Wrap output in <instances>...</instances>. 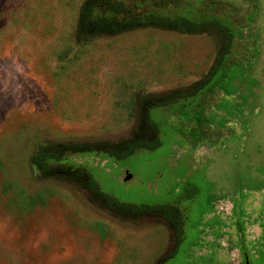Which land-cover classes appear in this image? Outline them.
<instances>
[{
	"label": "rangeland",
	"instance_id": "374dc122",
	"mask_svg": "<svg viewBox=\"0 0 264 264\" xmlns=\"http://www.w3.org/2000/svg\"><path fill=\"white\" fill-rule=\"evenodd\" d=\"M81 1L0 0V264H264V0H188L178 13L208 10L232 26L233 64L195 97L155 109L136 98L200 81L222 39L148 25L80 43ZM144 111L160 147L124 161L74 152L65 165L122 201L174 203L184 238L169 258V220L122 219L31 161L40 144L149 137Z\"/></svg>",
	"mask_w": 264,
	"mask_h": 264
},
{
	"label": "trees",
	"instance_id": "16d2710c",
	"mask_svg": "<svg viewBox=\"0 0 264 264\" xmlns=\"http://www.w3.org/2000/svg\"><path fill=\"white\" fill-rule=\"evenodd\" d=\"M216 4L215 0H210ZM190 6L188 0H83L79 6V16L75 31L77 42H87L105 33H120L142 26H154L165 30H180L191 33L211 32L223 41V48L209 67L205 76L194 85L184 90H176L162 97L147 96V102L137 97L138 104L147 103L146 109L171 106L185 101L201 93L221 71L223 74L233 63L229 56L233 47L235 32L224 19L215 17L204 10V17L194 19L177 11ZM212 11V10H211ZM212 15V16H211ZM143 127L149 137L137 136L117 143L108 141L86 143H64L58 145L40 144L32 155L31 161L44 174L59 170L62 179L77 181L88 192L89 200L106 207L112 214L128 219L141 214H157L173 223L174 248L167 258L174 254L184 236V217L174 203H134L126 202L100 189L91 174L85 179L78 175L77 170L66 168L65 159L69 153L97 151L104 152L115 161H124L138 150H154L161 146L162 140L158 123L148 111L141 118ZM178 195L179 199H188L190 189Z\"/></svg>",
	"mask_w": 264,
	"mask_h": 264
},
{
	"label": "water",
	"instance_id": "95a60500",
	"mask_svg": "<svg viewBox=\"0 0 264 264\" xmlns=\"http://www.w3.org/2000/svg\"><path fill=\"white\" fill-rule=\"evenodd\" d=\"M132 178V174L128 173L126 176L123 177V181H128Z\"/></svg>",
	"mask_w": 264,
	"mask_h": 264
}]
</instances>
